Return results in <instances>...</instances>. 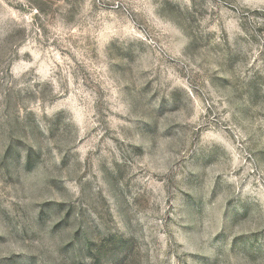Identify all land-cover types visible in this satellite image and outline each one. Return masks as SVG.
<instances>
[{
  "label": "rangeland",
  "instance_id": "rangeland-1",
  "mask_svg": "<svg viewBox=\"0 0 264 264\" xmlns=\"http://www.w3.org/2000/svg\"><path fill=\"white\" fill-rule=\"evenodd\" d=\"M0 264H264V0H0Z\"/></svg>",
  "mask_w": 264,
  "mask_h": 264
}]
</instances>
